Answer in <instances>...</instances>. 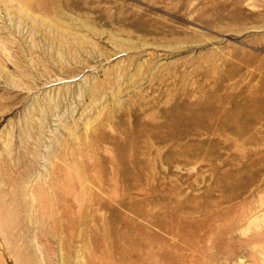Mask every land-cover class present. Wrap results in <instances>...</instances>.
<instances>
[{
	"label": "rangeland",
	"instance_id": "rangeland-1",
	"mask_svg": "<svg viewBox=\"0 0 264 264\" xmlns=\"http://www.w3.org/2000/svg\"><path fill=\"white\" fill-rule=\"evenodd\" d=\"M0 264H264V0H0Z\"/></svg>",
	"mask_w": 264,
	"mask_h": 264
}]
</instances>
